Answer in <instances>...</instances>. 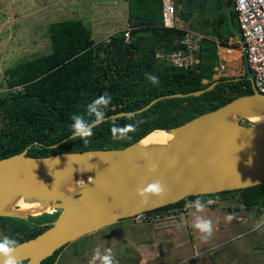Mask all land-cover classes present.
Masks as SVG:
<instances>
[{
  "label": "trees",
  "instance_id": "trees-1",
  "mask_svg": "<svg viewBox=\"0 0 264 264\" xmlns=\"http://www.w3.org/2000/svg\"><path fill=\"white\" fill-rule=\"evenodd\" d=\"M191 1L187 0V4ZM225 4L231 9L232 24L236 23L232 0H226ZM218 7L219 4L214 6ZM154 20L153 15L145 16L138 27L115 31L103 41H94L87 25L79 19L50 22L47 31L50 51L19 61L3 71L6 91L0 93V158L20 153L26 148L27 154L33 156L122 148L156 130L171 129L239 95L252 92L246 72L240 76L222 75L211 79L219 65L212 39L209 49L213 46L215 53L202 56L203 37L199 61L187 69L174 67L161 58L159 52L167 54L182 46L186 30L165 27L161 17L159 23L153 25ZM223 21L227 24L225 14ZM126 30H129L128 38L124 35ZM204 57L208 61L214 60L208 63L207 74L203 73ZM146 73L157 75L159 85L149 82L145 78ZM215 80L218 83L213 89L198 96L161 98L148 108L137 111L157 97L187 94L207 87ZM104 92L112 97L106 116L130 112L115 117V122L118 125L133 123L127 119L129 114H136V119L140 121L136 130L130 133L131 140L113 141L110 131L112 118H108L94 129L90 143L85 145L79 139L73 141L69 138L53 147L71 134L72 115L83 113L85 106ZM220 193H236L245 207L256 208L258 212L264 209V182ZM211 195L188 196L148 212L179 207L186 200H195L198 196L205 199ZM58 213L56 210L29 214L25 218L0 215V237L7 235L20 243L48 228ZM65 245L40 264H55Z\"/></svg>",
  "mask_w": 264,
  "mask_h": 264
},
{
  "label": "water",
  "instance_id": "water-1",
  "mask_svg": "<svg viewBox=\"0 0 264 264\" xmlns=\"http://www.w3.org/2000/svg\"><path fill=\"white\" fill-rule=\"evenodd\" d=\"M199 1H204V11L209 17L224 12L230 32L241 41L240 31L232 25L229 6L223 5L212 12L210 0H193L190 4L181 0L180 9L190 11ZM244 66L252 92L166 129L173 134L168 144L143 145L137 141L122 148L87 149L46 156L28 155L26 148L0 158V215H11L1 209L17 193L46 199L54 210H59L48 228L18 243L17 258L25 261L23 264H40L68 242L120 219L135 218L140 213L188 196L211 195L264 182V121L257 124L239 122L249 116L264 114V93L256 88L245 61ZM217 83L215 80L207 87L187 94L157 97L137 111L161 98L198 96L213 89ZM127 113L130 112L106 117ZM231 116H237V121L231 120ZM70 135L52 146L64 143ZM145 153L148 159H144ZM153 164L158 170L150 173L148 168ZM73 170L91 173V179L77 194L61 190L64 176ZM156 180L165 188L163 195L150 197L142 204L136 194L137 188Z\"/></svg>",
  "mask_w": 264,
  "mask_h": 264
},
{
  "label": "rangeland",
  "instance_id": "rangeland-1",
  "mask_svg": "<svg viewBox=\"0 0 264 264\" xmlns=\"http://www.w3.org/2000/svg\"><path fill=\"white\" fill-rule=\"evenodd\" d=\"M159 1L0 0V93L6 91V67L50 51V22L79 19L87 25L94 41H103L113 32L125 29L129 15L156 16ZM172 1L177 6L176 26L204 36L202 56L215 53L213 46L209 49L210 39L221 44L238 42L229 26L227 29L223 12L209 17L204 1L190 11L180 9L179 0ZM210 10L215 11L212 3ZM232 25L239 31L237 22ZM203 59V73L207 74L208 63L214 60ZM223 63L226 67L221 73L225 76L245 73L243 57ZM218 77L216 71L211 79ZM239 122L252 124L248 118ZM209 197L214 202L199 213L214 224V234L207 243L192 227L196 213L190 206L185 211H165L156 219L123 218L84 234L65 245L55 264H88L97 247L110 248L119 264H264V209L258 212L245 207L236 193L219 192ZM227 215L234 217L231 222L225 219Z\"/></svg>",
  "mask_w": 264,
  "mask_h": 264
},
{
  "label": "built area",
  "instance_id": "built-area-1",
  "mask_svg": "<svg viewBox=\"0 0 264 264\" xmlns=\"http://www.w3.org/2000/svg\"><path fill=\"white\" fill-rule=\"evenodd\" d=\"M232 8L236 13V21L242 38L241 41L238 40L235 43L239 51L237 58L243 57L253 74L256 88L259 92L264 93V0H232ZM176 11L177 6L171 0H162L161 20L165 27H176ZM124 35L128 38L130 36L129 30H126ZM203 37L199 32L186 30L181 41V47L167 54L158 53V55L174 67L183 69L192 67L199 61L198 53ZM215 43L220 61L217 74L218 76H222L223 73L221 71L226 67L223 61H233L236 59H227V56L235 49V44H221L217 40ZM208 199L214 201L209 196L203 200L207 201ZM195 200H186L182 206L170 208L171 210L166 209L150 213L146 211L138 214L135 219L150 220L162 217L165 211L168 213L174 210L185 211L190 206H193Z\"/></svg>",
  "mask_w": 264,
  "mask_h": 264
},
{
  "label": "clouds",
  "instance_id": "clouds-1",
  "mask_svg": "<svg viewBox=\"0 0 264 264\" xmlns=\"http://www.w3.org/2000/svg\"><path fill=\"white\" fill-rule=\"evenodd\" d=\"M145 78L153 85H159L160 80L157 75L146 73ZM112 97L104 92L99 95L85 106L83 113H77L71 117V135L70 139L75 141L79 139L85 145L91 142V137L94 135V129L106 122V110L111 104ZM128 120L134 121L124 125H118L115 121L116 118H112L111 137L113 141L124 142L131 140L130 133L134 132L139 125L140 121L136 119V114H129ZM144 159H148L147 153L144 154ZM158 170V166L150 165L148 171L155 173ZM165 191L164 186L159 180L153 181L144 187H138L136 190L137 196L140 198L142 204H146L150 197H160ZM214 201L208 199L203 200L202 196H198L193 202V208L195 209L194 218L192 221V227L200 234L202 242L207 243L214 234V224L209 218H205L199 213L206 211L208 205H211ZM56 211V210H55ZM234 217L227 215L225 219L229 222ZM179 227V225H177ZM19 247L18 241L7 235L0 237V264H22L17 258L16 250ZM88 264H119L115 256L112 254V250L97 247L94 249L93 254L88 261Z\"/></svg>",
  "mask_w": 264,
  "mask_h": 264
},
{
  "label": "bare ground",
  "instance_id": "bare-ground-1",
  "mask_svg": "<svg viewBox=\"0 0 264 264\" xmlns=\"http://www.w3.org/2000/svg\"><path fill=\"white\" fill-rule=\"evenodd\" d=\"M239 55L238 49H233L227 59H237ZM231 120L237 121V116H231ZM248 119L252 123H260L264 121V114L259 116H249ZM173 138V134L166 129L156 130L140 140L143 145H165ZM91 179V173L84 170H73L64 176L61 182V190L69 193L77 194L82 191L83 184ZM52 208V210H51ZM2 212L15 216L38 215L43 212H52L54 207L51 202L34 196L24 197L17 193L2 209Z\"/></svg>",
  "mask_w": 264,
  "mask_h": 264
},
{
  "label": "crops",
  "instance_id": "crops-1",
  "mask_svg": "<svg viewBox=\"0 0 264 264\" xmlns=\"http://www.w3.org/2000/svg\"><path fill=\"white\" fill-rule=\"evenodd\" d=\"M172 1V0H171ZM211 1V0H210ZM173 2V1H172ZM192 2V1H191ZM191 2H189V3H191ZM188 3V4H189ZM211 3L212 4H214V6H216V4H219V6L221 7V6H223V5H226L225 3H223L222 4V2H220L219 0H213V2L211 1ZM211 3H210V5H211ZM159 5H160V8H159V11H158V13H157V15L156 16H153V19H155L154 21H153V25L155 24V23H159V21H160V17H161V8H162V0H160L159 1ZM179 6H180V4H178ZM227 6V5H226ZM219 8V7H218ZM215 10L217 9V8H214ZM231 10V9H230ZM145 17L144 16H136L135 15V17H131L130 15L128 16V22H127V25H126V27L125 28H134V27H138L140 24H139V22H142V19H144ZM177 28H180V27H178V26H176ZM180 29H184V28H180ZM184 30H190V29H184ZM223 75H225V74H223ZM57 259H58V257H57ZM57 259H56V261H57ZM56 263V262H55Z\"/></svg>",
  "mask_w": 264,
  "mask_h": 264
},
{
  "label": "flooded vegetation",
  "instance_id": "flooded-vegetation-1",
  "mask_svg": "<svg viewBox=\"0 0 264 264\" xmlns=\"http://www.w3.org/2000/svg\"><path fill=\"white\" fill-rule=\"evenodd\" d=\"M212 2H213V0H211ZM220 2H222V4L223 3H225L226 2V0H219ZM190 4V3H189ZM241 120V119H240ZM248 122H245V124H247ZM56 210H58V209H56Z\"/></svg>",
  "mask_w": 264,
  "mask_h": 264
}]
</instances>
